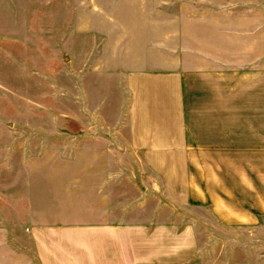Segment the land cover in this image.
<instances>
[{"label":"rangeland","instance_id":"rangeland-1","mask_svg":"<svg viewBox=\"0 0 264 264\" xmlns=\"http://www.w3.org/2000/svg\"><path fill=\"white\" fill-rule=\"evenodd\" d=\"M176 68L193 148L107 213L58 160L121 120L125 78ZM27 175L55 205L12 212ZM0 264H264V0H0Z\"/></svg>","mask_w":264,"mask_h":264},{"label":"crops","instance_id":"crops-1","mask_svg":"<svg viewBox=\"0 0 264 264\" xmlns=\"http://www.w3.org/2000/svg\"><path fill=\"white\" fill-rule=\"evenodd\" d=\"M190 78L192 75L188 70L182 72L177 68L154 73L139 72L125 78L124 89L128 86L129 90L123 93L127 106H124L121 120L115 126L104 125L92 129L89 158L84 157L81 136L76 137L75 158L69 162L58 160V173L74 166L76 176L82 177L83 173L91 176V189L96 191L97 198L103 200L102 205L108 208L107 213L116 211V206L126 212L131 203H136L133 201L147 196L132 179L140 176L137 170L139 175L136 174L135 167H150L156 179L162 167L184 164L187 150L193 148L189 145L187 112ZM104 142L106 145H103ZM176 160H179L178 163ZM84 166H87L85 171ZM130 167L134 168L133 172ZM26 177V185L12 184L8 195L13 204L12 212L34 214L38 212L37 208L56 204L50 198L51 193L47 194L44 190L46 195L43 196L46 197L39 207L33 196L35 187L31 175ZM126 186L133 187V195L126 191ZM22 190L26 191V197L21 205L19 194ZM100 191L106 193L100 194ZM156 192L155 189V193L149 197L156 198ZM142 205V202L138 204L139 209Z\"/></svg>","mask_w":264,"mask_h":264}]
</instances>
